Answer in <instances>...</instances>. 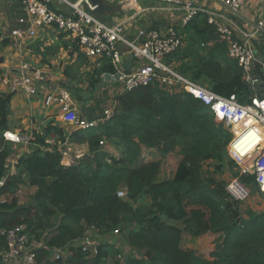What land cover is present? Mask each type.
Masks as SVG:
<instances>
[{
	"label": "trees",
	"instance_id": "1",
	"mask_svg": "<svg viewBox=\"0 0 264 264\" xmlns=\"http://www.w3.org/2000/svg\"><path fill=\"white\" fill-rule=\"evenodd\" d=\"M14 2L18 6L19 0ZM174 28L182 43L165 56V63L221 96L252 101L240 68L227 54V43L219 39L206 13L198 12ZM9 43L6 38L1 45ZM106 72H114L108 60L93 64L90 89L102 83ZM259 90L264 96L263 81ZM11 97L0 94V229L23 225L35 264H264V214L248 210L242 216L239 201L226 191L220 174L234 165L226 150L231 132L200 100L182 90L171 91L160 81L117 93L108 120L67 137L70 143L87 145V155L77 164H60L58 143L46 139L55 133L63 143L66 137L63 128L49 126L31 132L29 152L18 158L17 171L10 174L7 163L13 148L3 132L9 131ZM75 102H82L81 96ZM96 109L99 106L87 108L89 119L102 115L101 109L95 116ZM101 141L122 148L120 154ZM142 149L151 150L154 158L145 160ZM173 152L180 159L173 175L166 177L163 159ZM240 180L254 184L251 175ZM21 185L36 188L27 204L16 196ZM120 190L125 196L117 195ZM114 230L130 250L124 255L117 246L120 241L108 240ZM183 231L193 238L216 233L218 239L205 256L182 247ZM86 235L100 239L94 240L95 252L82 244ZM5 246L1 238L0 250Z\"/></svg>",
	"mask_w": 264,
	"mask_h": 264
},
{
	"label": "built area",
	"instance_id": "2",
	"mask_svg": "<svg viewBox=\"0 0 264 264\" xmlns=\"http://www.w3.org/2000/svg\"><path fill=\"white\" fill-rule=\"evenodd\" d=\"M156 1L157 5L153 8L182 12L181 26L198 12L207 14V21L216 27L219 39L227 43L228 56L240 68L242 81L250 91V103H241L235 96H221L179 74L164 62L165 56L182 43L174 26H168L165 32L142 27L134 37L127 38L122 32L123 21L119 16L106 22L90 12L93 6L89 0H19L23 13L17 18V26L11 28L8 37L21 46L34 37L39 28L53 27L72 36L80 53L95 65H99L102 60H108L114 69L111 74H120V92L160 81L171 91L182 90L189 93L207 106L214 119L223 123L231 132L226 150L234 162L236 174L226 182L228 194L236 201L246 199L249 196V187L240 177L251 175L253 183L264 195V96L260 97L261 79L254 70L255 49L251 43L255 34L264 32V19L257 22L253 32L240 30L239 37L234 33V19L246 0H220L226 13L218 18L204 10L199 5L200 0ZM123 49L131 54L135 64L130 70H126L121 61ZM52 81L51 73L44 66L22 62L18 67L6 71L0 67V85L7 87L10 93H23L30 97L46 91L44 105H56L61 120L71 125L74 130L95 127L112 116L111 108L104 109L103 114L94 119L81 116L69 89L62 84L53 85ZM3 139L19 143L27 142L29 137L5 131ZM100 143L103 144L102 141ZM60 152V164L64 167L77 164L82 157L67 147L60 149ZM2 184L3 181L0 182ZM117 195L123 197L125 191L120 190ZM114 233H118V230H114ZM1 238L6 244L0 250L3 263L16 260L18 264H35L34 247L29 242L23 225L9 230L0 229ZM82 244L86 247L92 246L94 252L96 251V242L89 235L84 236ZM54 258H59L57 251Z\"/></svg>",
	"mask_w": 264,
	"mask_h": 264
},
{
	"label": "crops",
	"instance_id": "3",
	"mask_svg": "<svg viewBox=\"0 0 264 264\" xmlns=\"http://www.w3.org/2000/svg\"><path fill=\"white\" fill-rule=\"evenodd\" d=\"M14 1L0 0V33L17 26L16 20L23 13L20 3L17 6ZM106 1L109 4L117 2L119 6L117 11H124L125 13H123L124 15H119V12L106 14L103 20L110 22L114 17L119 16V19L123 21L121 25L122 32L127 38L134 37L138 29L142 27L155 28L165 32L168 26H181L182 12L165 10L166 13L152 12L146 16L139 12V9H132L131 0ZM132 1L137 2V0ZM199 5L207 12L216 15L217 18L218 16H225L226 8L220 0H200ZM150 8L152 11L160 10L153 7ZM262 19H264V1L246 0L240 7L239 15L234 19L235 35L240 37V30L253 32L257 22ZM251 43L255 49L254 67L257 68L261 81L264 82V54L261 52V50L264 51V32L255 34L251 38ZM76 45V41L67 33L60 32L53 27L39 28L37 34L21 46L17 45L12 39H10L8 45L2 46L0 44V67L6 71L18 67L22 62L44 66L51 73L53 85H65L68 80L73 81L84 70H91L94 64L92 60H88L79 50L76 51ZM122 63L126 70H130L135 65L131 54L124 49ZM119 86L117 93L121 91V84ZM9 93L10 91L7 87L0 85V94ZM44 94L39 93L34 97H30L23 93H12L8 107V130L29 137L32 131L43 132L49 126H58L63 128V133L66 137L65 142L58 141L55 133H51L46 141L48 143H55L56 141L60 149L67 147L72 152L79 153L82 157H85L88 153L87 145L69 142L67 137L74 131V128L61 120L59 108L56 105H44ZM75 105L78 114L88 119L91 117L87 114L88 110L86 107L84 108L79 103H75ZM100 113L101 109H96L94 112L95 116L100 115ZM1 145L0 142V147ZM12 148L13 152L7 163L10 174H14L17 171L15 164L18 158L22 154L29 152L28 142L26 141L12 143ZM119 150H122V148ZM35 189L33 186L21 185L16 193L18 202L20 204L29 203L32 200ZM3 264H18V261L12 260Z\"/></svg>",
	"mask_w": 264,
	"mask_h": 264
},
{
	"label": "rangeland",
	"instance_id": "4",
	"mask_svg": "<svg viewBox=\"0 0 264 264\" xmlns=\"http://www.w3.org/2000/svg\"><path fill=\"white\" fill-rule=\"evenodd\" d=\"M106 1V0H105ZM107 2V1H106ZM156 0H137V5L135 2L131 0L132 3V9L138 10L142 14H145L146 16L152 12H157V13H166L165 10H157V11H152L150 7H154L157 5ZM115 7L114 12L118 13L119 15H124V11H117L118 10V4L117 2L111 3ZM113 14V13H111ZM106 16V15H105ZM11 31V28L9 30H6L4 32L0 33V44L4 39H10L9 33ZM91 70H84L82 74H80L78 77H76L73 81H67V84H65L68 89L70 90L72 94V98L74 103H79L75 102L76 97L81 96L82 102L79 104L85 106L86 108H90L94 105L99 106V109H109L111 108L112 111L114 110V97L117 94V90L120 88V81L116 82H106L105 80H102L101 84L96 85V87L90 89V75L89 73ZM104 146L110 150H112L116 155H119L120 152L118 151L119 149L115 148L113 144L109 142H104ZM75 146V145H74ZM142 157L145 160H149L154 158L153 154L151 153V150L149 149H142ZM82 158V157H81ZM180 159V156L176 153H169L164 157L163 159V175L166 177H170L173 175L176 166L178 164V161ZM207 163L203 165V167L206 169L207 168ZM212 170V168L210 167ZM236 174L234 170V165L232 166H226L225 170L223 173H221L220 178L225 180L226 182L230 180L234 175ZM249 196L242 200L239 201V209L242 213V216H247V211L250 210L255 213H263L264 214V195L259 191V189L256 187L255 184H249ZM30 194V193H28ZM121 237L119 234H113V237H109V241H114L118 240L120 241ZM218 239V234L216 233H207L205 235H202L197 238L191 237V235L187 231H183L182 233V240H181V245L182 247H187V248H192L196 252L204 254L205 256H208L209 252L214 248L216 240ZM94 240L98 241L100 240L98 237H95ZM36 246V244L34 243ZM119 247H122L123 253L122 255L126 254L129 252V248L124 246L123 243L120 241L118 243ZM121 255V256H122ZM136 257H140V255L134 254ZM120 255H118L117 258H119Z\"/></svg>",
	"mask_w": 264,
	"mask_h": 264
},
{
	"label": "water",
	"instance_id": "5",
	"mask_svg": "<svg viewBox=\"0 0 264 264\" xmlns=\"http://www.w3.org/2000/svg\"><path fill=\"white\" fill-rule=\"evenodd\" d=\"M91 5L93 6L92 10L90 11L95 16L104 19L106 14L114 13L115 7L105 0H89ZM121 61H123V56L121 57ZM120 74H111V73H103L102 77L103 80L107 82H116L119 79Z\"/></svg>",
	"mask_w": 264,
	"mask_h": 264
}]
</instances>
